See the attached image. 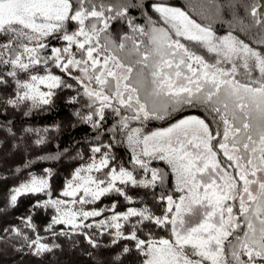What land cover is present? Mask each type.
<instances>
[{"label":"snow or ice","instance_id":"obj_1","mask_svg":"<svg viewBox=\"0 0 264 264\" xmlns=\"http://www.w3.org/2000/svg\"><path fill=\"white\" fill-rule=\"evenodd\" d=\"M229 7L260 30L258 47L231 31L217 35L170 0H0V85L11 80L14 96L3 103L42 108L68 89L81 106L75 115L95 131L58 196L50 169L10 189L13 208L24 196L45 199L18 218L23 228L0 229V240L12 233L17 251L42 256L60 247L54 238L83 236L93 249L118 246L109 264L133 253L135 264H264V0ZM184 109L204 115L148 127ZM124 144L128 159L113 151ZM137 189L159 213L133 196ZM109 196L120 199L88 207ZM41 209L54 213L47 236L33 220Z\"/></svg>","mask_w":264,"mask_h":264},{"label":"trees","instance_id":"obj_2","mask_svg":"<svg viewBox=\"0 0 264 264\" xmlns=\"http://www.w3.org/2000/svg\"><path fill=\"white\" fill-rule=\"evenodd\" d=\"M170 2L176 6L186 5L198 22L211 25L217 35L223 36L231 31L253 47H258L254 41L260 38L258 35L260 30L250 26V17L243 8L233 10L229 7L232 0H170ZM133 15L136 16L137 22H143L144 17L139 10H133ZM116 27L118 25H113L114 29ZM52 44L59 46L56 41H52ZM53 71L60 74L56 69ZM69 82L73 81L69 80ZM56 92L57 95L51 105L42 108H30L29 105L23 104L19 108H14L3 103L6 99L14 98L11 80L9 85H0V209L6 208V211L0 214V229L10 225L23 228L18 218L28 214V208L36 200L45 199L43 195L24 196L19 198L18 206L13 208L7 205L11 188L18 186L31 175L45 176L44 170L50 169L53 175L49 179L52 196L55 198L59 195L69 174L80 163H83L77 156V152L83 153L86 160L89 142H95L93 140L95 131L90 125L81 122L79 117L75 115L77 111L81 110L80 104L69 102L74 92L68 89L56 90ZM193 114L204 115L199 110L184 109L174 113L170 120L152 121L148 127H167L170 122ZM111 124L112 120L109 119L105 127H110ZM8 128H11V133H9ZM26 129H33L34 131L27 132ZM38 139H42L43 143L37 144ZM105 139H107V135ZM113 151L118 157L124 159H128L130 156V149L127 148L126 144L117 145ZM154 166L167 170L162 163H157ZM17 169L20 171L18 172ZM174 184L175 177H167L166 187L171 188ZM146 191L137 189L133 190L132 194L138 201L146 202L152 211L159 213L161 205L154 203L151 196L146 195ZM117 199L120 198L103 197L96 205L88 207H108L111 201ZM137 206L141 205L138 203ZM117 210H125L123 203L117 206ZM53 214L52 209H41L33 212V220L41 235L47 236L43 228ZM64 227V225L55 226L56 229ZM23 230L31 234L29 229L24 228ZM157 234L164 235L160 230H157ZM2 235L4 239L0 240V264H109L119 251L118 246L93 249L86 243L83 236H73L71 239L61 236L52 241L59 244V248H55L51 253L36 256L30 253L26 247L23 252L17 251L16 248L20 247V242L13 239L14 234L3 233ZM100 239L102 244L107 245L109 243L107 236ZM13 244L16 248L13 247ZM135 260V254H130L124 258V264H135Z\"/></svg>","mask_w":264,"mask_h":264},{"label":"rangeland","instance_id":"obj_3","mask_svg":"<svg viewBox=\"0 0 264 264\" xmlns=\"http://www.w3.org/2000/svg\"><path fill=\"white\" fill-rule=\"evenodd\" d=\"M254 188H255V186H254ZM104 207H106V206H104ZM96 219H100V218H96Z\"/></svg>","mask_w":264,"mask_h":264}]
</instances>
